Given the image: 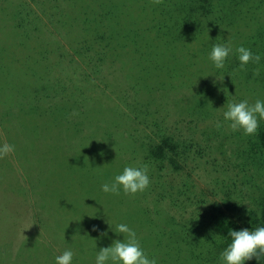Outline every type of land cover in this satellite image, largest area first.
Listing matches in <instances>:
<instances>
[{"label": "trees", "instance_id": "16d2710c", "mask_svg": "<svg viewBox=\"0 0 264 264\" xmlns=\"http://www.w3.org/2000/svg\"><path fill=\"white\" fill-rule=\"evenodd\" d=\"M213 44L233 49L223 69L209 59ZM239 46L260 63L241 70ZM101 83L114 84L117 102L92 109L88 92ZM245 99L264 101V0H0V119L55 128L81 108L100 141L131 150L124 166L148 164L149 192L191 210L161 214L162 264H221L230 230L264 227V120L246 136L223 117ZM83 139L73 148L100 149Z\"/></svg>", "mask_w": 264, "mask_h": 264}, {"label": "rangeland", "instance_id": "374dc122", "mask_svg": "<svg viewBox=\"0 0 264 264\" xmlns=\"http://www.w3.org/2000/svg\"><path fill=\"white\" fill-rule=\"evenodd\" d=\"M105 74L111 81L108 70ZM110 85L106 89L101 83L88 92V106L101 109L104 105L105 109L115 104L117 92ZM56 104L54 100L52 106ZM78 110L64 120L65 126L55 128L40 123L39 116L23 121L0 119V146L5 142L12 145L10 135H16L13 140L20 149L0 159V264H55L56 256L65 249L74 252L72 264H95L101 248L123 241V234L114 231L120 223L135 230L139 241H148L141 244L143 250L162 264L168 246L158 245L164 241L158 222L161 214L180 219L191 210L170 206L161 196L156 197L160 191L150 193L149 187L135 195H126L122 189L119 195L103 192L101 186L123 172L131 150L109 148L99 140L97 125L90 128L92 124ZM168 119L172 124L178 119L172 107ZM101 125L104 132L106 124ZM70 127L75 132L70 133ZM84 137L89 140L87 147L98 144L100 149L73 148ZM132 161L138 165L142 158ZM201 175L204 190L208 176Z\"/></svg>", "mask_w": 264, "mask_h": 264}, {"label": "clouds", "instance_id": "9594fccd", "mask_svg": "<svg viewBox=\"0 0 264 264\" xmlns=\"http://www.w3.org/2000/svg\"><path fill=\"white\" fill-rule=\"evenodd\" d=\"M162 2L163 0H152L155 5ZM232 52L230 44H213L209 59L215 68L223 69L226 59ZM235 52L238 54L241 70H244L250 62L259 64L261 61L260 55L253 54L251 49L244 46L237 47ZM223 117L224 121L229 122L228 126L232 131L242 130L244 135L254 136L259 127V120H264V101L257 99L253 104H250L247 99L228 102L226 110L223 111ZM216 127L219 129L223 127V124L217 121ZM14 151L15 146L5 142L0 146V159ZM148 172V164L126 166L123 172L115 175L111 182L104 183L101 190L115 195H119L121 189L126 195L143 192L150 185ZM114 231L123 234V241L115 240L111 246L101 248L96 255L95 264H108L109 261L112 264H158L155 257L149 258L145 253L135 230L125 223H120L116 225ZM101 235H107V233H101ZM228 236L231 237V243L220 255L221 264H244L253 257L259 259L264 255V227H257L254 230L247 228L230 230ZM73 256L72 250L65 249L61 255L56 256L55 264H72Z\"/></svg>", "mask_w": 264, "mask_h": 264}]
</instances>
